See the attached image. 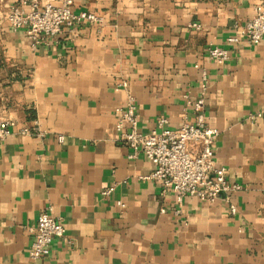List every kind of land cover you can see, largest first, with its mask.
Masks as SVG:
<instances>
[{
    "label": "crops",
    "instance_id": "crops-1",
    "mask_svg": "<svg viewBox=\"0 0 264 264\" xmlns=\"http://www.w3.org/2000/svg\"><path fill=\"white\" fill-rule=\"evenodd\" d=\"M16 1L0 0V113L46 135L0 141V264H264V39L241 34L264 0H74L101 23L36 49L6 21ZM211 47L228 60L216 64ZM201 92L205 124L219 132L215 163L241 188L178 206L145 179L151 162L117 141L115 110L129 93L139 131L161 116L176 130L193 122L188 101ZM42 212L66 232L34 261Z\"/></svg>",
    "mask_w": 264,
    "mask_h": 264
},
{
    "label": "built area",
    "instance_id": "built-area-1",
    "mask_svg": "<svg viewBox=\"0 0 264 264\" xmlns=\"http://www.w3.org/2000/svg\"><path fill=\"white\" fill-rule=\"evenodd\" d=\"M73 4L74 0H61L59 5L42 0H17L9 8L6 21L13 32L22 31L30 46L36 49L49 38L60 34L63 28L101 23L102 18L96 13L73 11ZM189 27L201 29V25L195 22L190 23ZM241 34L250 44H258L264 39L262 5L254 8V14L245 23ZM236 41L235 37L227 38L229 43ZM208 57L221 65L228 60L229 54L223 48L211 47ZM121 86L126 89L128 85L122 82ZM188 104L194 113L193 122L185 119L179 128L172 130L165 127L167 119L161 116L157 119L156 128L144 133L138 130L134 97L128 93L124 105L115 110L118 116L115 125L117 141L131 149V158L143 154L151 162L154 168L145 179L158 182L162 193H173L178 206L186 196L211 204L221 194L234 193L241 187L230 183L226 168L215 163L214 144L219 132L205 124L204 92L189 100ZM14 133L38 138L46 135L39 127L19 125L0 113V141ZM58 140L61 142L63 136H59ZM110 192V189L104 190L103 195ZM235 211L231 206V213ZM30 231L33 239L28 255L31 260L37 261L49 255L53 240L64 237L66 229L60 220L48 212H42Z\"/></svg>",
    "mask_w": 264,
    "mask_h": 264
}]
</instances>
